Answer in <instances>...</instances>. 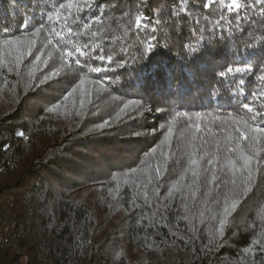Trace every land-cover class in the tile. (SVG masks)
Segmentation results:
<instances>
[{"label":"trees","instance_id":"obj_1","mask_svg":"<svg viewBox=\"0 0 264 264\" xmlns=\"http://www.w3.org/2000/svg\"><path fill=\"white\" fill-rule=\"evenodd\" d=\"M108 2L112 0H98ZM202 2L146 0L139 11L152 21L167 22L155 33L159 46L140 55L134 45L146 37L145 29L129 38L114 27L112 35L127 43L117 40L107 46L115 62L96 61L94 66L107 67L99 73L77 71L74 62H62L49 47L40 61L26 55L17 75L14 63L0 52V264H264V253L253 243L264 239L259 214L264 182L241 197L223 235L217 231L222 209L213 212L203 190L196 200L186 189L164 199L187 166L186 156L181 165L174 161L191 151L192 134L201 151L205 138H223L220 129L227 127L230 113L243 112L239 97L231 95V78L222 83L218 72L233 63L245 41L254 36L252 42H257L264 32L259 15L239 27L225 21L223 31H213L210 21L219 13L203 9ZM130 5L135 13L140 0H121V9ZM27 17L39 21L33 0H19L17 7L12 0H0V31L17 26L16 35L29 36L18 27ZM35 39L33 52L39 54L41 37ZM246 58L255 65V74L245 76L251 93L261 86L257 77L264 73V52L257 46ZM131 100L151 111L133 121V108H124ZM177 112L187 115L172 122ZM105 120L107 127L89 133ZM194 124L202 131L196 133ZM163 152L169 153L167 160ZM158 165L170 169L159 197L153 195L155 179L147 183ZM104 192L113 194L111 202ZM118 214L122 221L112 223Z\"/></svg>","mask_w":264,"mask_h":264},{"label":"snow or ice","instance_id":"obj_2","mask_svg":"<svg viewBox=\"0 0 264 264\" xmlns=\"http://www.w3.org/2000/svg\"><path fill=\"white\" fill-rule=\"evenodd\" d=\"M120 4L121 0H112L108 3H98V0H33V9H39V21L27 17L19 24L21 32L30 34L23 38L15 34L17 26H4L0 31V37H2L0 52L10 58L9 63H14L17 75H20L19 68L26 55H35V60L40 61L42 54L49 47L60 54L62 62H74L77 71H84L86 68L90 73H99L107 71V67L94 66L96 61L108 66L115 62L114 54H107V46L117 40L121 44L127 43L126 40L112 35V28L122 30L124 36L131 38L143 27L146 37L138 41L134 47L140 55L144 52L151 53L159 46L160 37L155 33L160 30L161 25L167 26V22L160 18L152 21V18L139 11L140 6L146 7V0H140L135 13L132 10L133 6L130 5L127 10H124L121 9ZM18 5L19 0H12L13 7ZM202 7L205 10L215 8L219 13L218 19L210 21L213 31L218 27L223 31L225 21L230 27L235 21L236 27H239L246 19L251 22L257 15L264 18V0H203ZM95 10H98V14ZM180 11L185 13L188 9L181 8ZM169 15L174 16L175 13L170 12ZM145 20L149 23H145ZM196 23L199 24V20ZM261 23L264 25V19ZM94 25L98 27L94 28ZM101 36L104 37L103 43L91 42L93 38ZM36 37H41L42 46L38 49L39 54L33 52V49L37 47ZM255 40L256 38L251 36L249 41H245L244 49H237V58L233 63L222 67L218 72L222 83L231 78V95L233 98L239 97L237 103L243 112H236L235 115L230 113L228 121H225L227 127L220 129L222 133H225L223 138L210 141L205 138L200 146L201 151L195 147L196 134H192L188 141L191 151L185 152L184 156L174 161L175 164L181 165L186 156L187 166L183 167L178 179L172 183L164 197L166 201L173 192L186 189L191 194V198L196 200L197 191L203 190L204 202L215 206L212 211L222 209L218 213L219 228L217 229L221 235L229 223V218L233 217L242 202L241 197L247 198L259 182H264V73L257 77L261 83L258 90L248 93L245 88L248 83L245 76L249 73L255 74V65L246 57L257 46L264 52V32L257 42H252ZM191 50L196 51V49ZM121 51L127 53L128 48L123 47ZM52 55V51H47L48 57ZM44 63L46 64L47 60H44ZM33 74L34 70L28 73L29 77ZM53 75H58V72H54ZM50 78L46 77V79ZM80 84H84L83 79L80 80ZM71 94V92L67 93V95ZM82 106L83 101H81ZM129 107L133 108V113L130 114V119L133 121L141 114L151 111V108L145 107L137 100H131L124 105L125 109ZM48 111L51 112L54 109L49 108ZM185 115L187 114L177 112L172 117V122H175L177 117ZM108 125L109 122L105 120L88 131L95 133ZM161 127L164 126L161 125ZM191 127L195 128L196 133L202 131L200 124H194ZM172 131V127H169L168 134L171 135ZM16 135L23 137L24 133L18 131ZM134 135L139 136L141 133L134 132ZM165 140H168V136ZM152 152L155 153L156 149H152ZM161 155L165 160L169 157V153L166 152ZM135 171L136 169H132V172ZM168 171L170 169L167 168L162 171L159 165L155 168L154 178L147 181L148 184H152L153 179L156 181L153 195L159 197L160 186ZM143 198L146 203H149L147 191L143 192ZM167 206V203L163 204V207ZM200 214L203 215V213ZM259 214L264 223V205L260 206ZM254 224L255 221H253ZM261 236H264V233H261ZM253 243L261 253H264V239L253 241Z\"/></svg>","mask_w":264,"mask_h":264},{"label":"rangeland","instance_id":"obj_3","mask_svg":"<svg viewBox=\"0 0 264 264\" xmlns=\"http://www.w3.org/2000/svg\"><path fill=\"white\" fill-rule=\"evenodd\" d=\"M99 193V192H98ZM112 193H108V192H104L102 194V196L104 197V199H107L109 202H111V197H112ZM99 197V194L95 195V197L93 198L94 200H96ZM122 221V217L120 216V214L116 215L115 218H113V220L111 221L112 223H118Z\"/></svg>","mask_w":264,"mask_h":264}]
</instances>
